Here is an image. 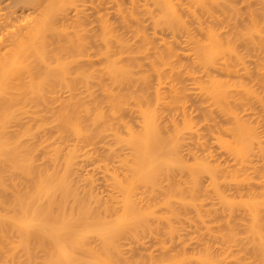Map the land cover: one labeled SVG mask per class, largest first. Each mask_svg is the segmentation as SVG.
Instances as JSON below:
<instances>
[{"label":"bare ground","instance_id":"obj_1","mask_svg":"<svg viewBox=\"0 0 264 264\" xmlns=\"http://www.w3.org/2000/svg\"><path fill=\"white\" fill-rule=\"evenodd\" d=\"M11 1L0 264H264V0Z\"/></svg>","mask_w":264,"mask_h":264},{"label":"rangeland","instance_id":"obj_2","mask_svg":"<svg viewBox=\"0 0 264 264\" xmlns=\"http://www.w3.org/2000/svg\"><path fill=\"white\" fill-rule=\"evenodd\" d=\"M2 1V2H1ZM0 1V6H2V7H4L3 6V4L5 5V3H7L8 1H9V3H7V4H9L10 5V3L12 4V1L11 0H1ZM7 1V2H6ZM11 1V2H10ZM83 1H85V0H83ZM105 2V1H104ZM103 2V4H101V8H103L104 10H108V7H109V5H108V7H106L107 6V2H106V4ZM83 3V2H82ZM84 4V3H83ZM105 4V5H104ZM92 6V4H89V0H86V3H85V5H83L85 8L84 9H86L85 11H84V13L85 14H87V12L89 11V15L87 14L86 16H88L89 18L88 19H91V17L90 16H92V14L94 13V8H93V10L91 9V6ZM14 6V5H13ZM90 6V7H89ZM103 6V7H102ZM1 7V8H2ZM18 6H16L15 8H17ZM93 7V6H92ZM105 7V8H104ZM19 8V7H18ZM83 8V7H82ZM29 9V11H32L33 10V8H32V10H31V8H28ZM27 9V10H28ZM103 9H101V11L104 13V14H106V15H108L107 14V12L108 11H110V9L106 12H104V10ZM5 10H7V9H4V10H2V12H6ZM26 10V9H25ZM34 11V10H33ZM27 12V14H30V13H28V11H26ZM26 12H24V13H26ZM93 12V13H92ZM24 13H23V15H24ZM34 13V12H33ZM32 12H31V14L30 15H34ZM91 14V15H90Z\"/></svg>","mask_w":264,"mask_h":264}]
</instances>
